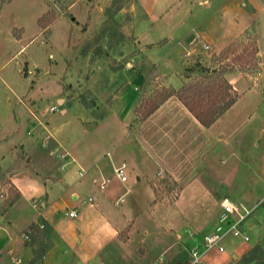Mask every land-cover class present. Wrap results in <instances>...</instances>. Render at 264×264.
<instances>
[{"label":"rangeland","instance_id":"obj_1","mask_svg":"<svg viewBox=\"0 0 264 264\" xmlns=\"http://www.w3.org/2000/svg\"><path fill=\"white\" fill-rule=\"evenodd\" d=\"M219 1L181 2L188 8L187 19L195 28L193 33L203 28L215 38L214 43L193 36L187 40L190 32L184 36L183 30L174 29L176 38L170 42H150L158 46L152 52L147 51L149 45L140 40V35L153 27L159 12H166L158 9L156 0H8L0 6V136H4V130L11 134L13 125L9 120L13 117L18 131L12 136L25 135L29 124L24 119V102L31 105V98L37 100L39 112L54 125L64 106L71 111L69 115L76 116L67 126L69 131L86 128L90 136L99 139L107 132L114 134L108 142L103 140L105 144L96 142L103 147L95 156L100 157L101 163L108 160L105 154L109 149L117 156L127 153L134 157L136 167H126L127 181L120 182L111 166L106 169L104 188L96 186L98 192L112 193L114 210L127 207L132 214L118 231L117 240L101 248L99 264H184L190 247L199 244L202 236L217 224L221 196L246 206L255 205L254 213L264 203V66L258 62L255 36L250 31L218 47L223 28L210 29L213 19L204 20L208 15L216 19L214 10ZM185 13L182 8L176 17ZM260 33L263 37V27ZM195 61L215 69L233 67L231 71L239 72L228 76L238 92L233 109L220 119L216 129L200 125L201 129H196L185 121L187 133L176 147L171 150L160 146L153 153L142 154L135 141V124L143 119L137 109L157 93L178 89L198 78V70L188 72L186 77V69ZM28 62L37 67H27ZM30 84L34 85L31 89ZM56 97L64 102L57 103ZM50 105L55 109L51 110ZM123 127L129 130L119 132ZM12 136L2 140L1 145L12 140ZM49 138L45 134L40 145L51 152L55 147L48 143ZM192 141L196 145L191 146ZM163 166L168 169L157 173ZM0 186L7 190L0 207L2 215L15 196L6 174L0 175ZM89 196L95 198V192L82 190L73 199L67 190L65 197L79 214L72 219V227H82L81 233L93 238V221L86 211L92 209L90 204L94 206L96 200H88ZM36 198L23 205L21 218L10 225L12 232L20 230L19 240H23L19 233L25 230L27 222L38 216L32 206ZM39 217L31 226L44 223ZM47 229L45 224L38 227V253L50 244ZM7 233L0 226V246L7 241ZM249 236L248 241L238 236L226 237L225 250H211L203 261L263 264L261 251H252L255 245L262 249L260 244L240 254L254 242L250 230ZM61 237L62 240L55 237L56 253L65 249L63 243L69 242L71 232ZM71 248L75 251L73 244L68 249ZM232 252L239 257L232 260ZM247 252L254 258L244 263L242 257ZM12 256L0 260V264H35V260H28V255L21 257L19 263Z\"/></svg>","mask_w":264,"mask_h":264},{"label":"crops","instance_id":"obj_2","mask_svg":"<svg viewBox=\"0 0 264 264\" xmlns=\"http://www.w3.org/2000/svg\"><path fill=\"white\" fill-rule=\"evenodd\" d=\"M156 1H158V9L165 10L166 12H159L158 16L154 18L153 27L148 32L145 31L140 35V40L147 42L149 45L147 46V51L152 52L153 49L158 47L152 45L150 42L160 41L163 43L175 39L174 29L183 30L185 32L184 36L190 32L194 39L200 37L213 43L215 42V38L207 33V31H204L203 28H201L200 32L195 31L193 33L195 28L192 27V22H188V8L181 4L182 0H177V2L174 0ZM202 1H204L203 3H208V0ZM182 8L186 13L183 14V17L177 18L176 16ZM214 12L218 16H216V19L208 15L204 21L213 19L210 29L214 26L223 28V34L219 38L221 39V43L218 47L220 48L227 42L233 41L241 33L250 31L255 36L258 62L264 66V36L262 37L260 33L261 28H264V0H220ZM149 23L151 24L152 22ZM25 62L27 63V61ZM31 66L37 67L36 64L28 62L27 67L30 68ZM230 73L239 72L228 71L225 73V78L236 89L235 84L228 77ZM33 86V84H30V89ZM29 100L28 103H31V105L26 106L24 102V109L26 111L24 119L29 124L25 135L22 138L12 136L18 131L17 122L13 121V118H15L13 117L11 118L12 120L8 119L11 123H14H10V125H13V128L9 130L11 134H7L8 130H4V136H0V175L6 174L15 196L7 211L0 218V226L8 232L7 241L0 246V260H7L8 256L13 254V257L20 259L21 257H25L24 255H28V260H35V264H99L101 261V248L117 240L118 231L127 224L132 214L127 207H117L114 210L111 204L114 203L115 205L116 203L111 199L112 193L98 192L96 186L99 189L104 188H100L99 183L106 179L104 177L106 169H111V166L115 168L116 166L125 164L127 177L129 167L131 165L134 168L136 167L133 162L134 157L127 155V153L117 156V152H111L109 149L106 150L105 154L108 160L101 163L100 157L95 156H97L103 147L100 143L97 144L96 142L105 144L114 137V134L107 132L103 134V139H99L95 135L90 136L91 132L86 128L77 127V130L72 128L73 132H71L67 126L76 116L74 114L69 115V112H71L69 108L63 106L60 109L59 121L54 125L52 124L54 121L52 122L47 116L43 117L44 115L39 112V108L36 105L37 100L31 98ZM55 100L57 103H60V101L64 102L63 98L60 97H56ZM233 107L234 104L211 125L205 128L216 129L220 119L227 116ZM44 120H48V124L47 122L45 124ZM185 121L189 122L196 129L200 126L204 127L192 116L175 95L168 97L152 113L135 124V135H137L135 141L139 143L141 153H153L156 149L159 150L158 147L160 146H166V149L169 147L172 150L181 142L180 138L185 135L184 133H187L185 131L186 126L183 123ZM128 130V127H123V130L121 129L119 132H126ZM47 133L50 135L48 143L56 149H63L67 152V155L53 157L50 148L40 145L41 139ZM10 136H12V140L1 145V141H6V138ZM190 145H196L195 141H192ZM160 149L162 150V148ZM63 150L61 153H64ZM137 169L142 173L139 167ZM158 169L156 172L160 173L161 170L168 168L163 166ZM81 170L84 171V174L79 176ZM168 171L170 173L173 172L170 169ZM135 174L137 175L138 173L135 172ZM66 189L70 190V195L73 199H76L78 192L82 190L89 193L95 192V198L89 197L92 200H96V203L94 206L90 204V208L92 209L86 211L93 221L91 230H95V237L90 238L83 235L81 233L82 227H79L80 229H77V225L76 227H72L75 226L72 219L78 217L79 214L77 208L66 200ZM122 196L123 193L118 195L117 199H120ZM33 197H41L47 202V207L43 209L39 218H42L46 227H48L47 236L50 244L41 253H38L35 246L36 240L40 237L38 236L39 231H37L36 225L32 227L33 234L27 240L28 242L19 240L17 234L20 230L12 232L10 226L15 222V219L21 218L20 213L23 205L29 203ZM225 197L228 198L227 196H221V198ZM73 208L77 210V215L75 217L67 216L66 211ZM37 217L30 219L24 227L27 228L36 223ZM247 219V222L245 221L246 223L244 224V231L248 235L250 230L254 242L240 254L245 253L255 244L262 245L264 252V203L255 213L252 212ZM66 232H71V239L69 242L66 243L65 241L63 243V248L65 249L57 250L56 253L55 237L57 236L59 240H62L60 239L62 238L61 235ZM250 239L251 237L249 236L248 240ZM70 244H73L75 251L72 252V248L68 249L71 247ZM240 254L232 252L231 259H236Z\"/></svg>","mask_w":264,"mask_h":264},{"label":"trees","instance_id":"obj_3","mask_svg":"<svg viewBox=\"0 0 264 264\" xmlns=\"http://www.w3.org/2000/svg\"><path fill=\"white\" fill-rule=\"evenodd\" d=\"M7 1L0 0V6ZM254 52L256 53V50ZM232 69L233 67L210 68L201 62L195 61L192 66L186 69V77H189L188 72L198 70L200 72L198 78L183 83L178 89H165L164 92L157 93L154 98L145 100V103L137 109V112H142L144 118L152 113L168 97L175 95L202 126L208 127L238 99L237 90L225 78V73ZM255 250L261 251V260H263L264 252L262 249L258 245H255L252 251ZM252 258L254 256L247 252L243 255L242 261L249 263ZM187 262L188 260L184 264ZM258 264L262 263L259 262Z\"/></svg>","mask_w":264,"mask_h":264},{"label":"built area","instance_id":"obj_4","mask_svg":"<svg viewBox=\"0 0 264 264\" xmlns=\"http://www.w3.org/2000/svg\"><path fill=\"white\" fill-rule=\"evenodd\" d=\"M51 110L55 109L54 106L50 107ZM51 152L54 153L55 156L60 157L63 155H67V152L61 153V151L54 148ZM84 171L81 170L79 172V176H82ZM115 176L121 181H126V172H125V164H121L114 168ZM107 183V179L102 180L99 183L100 188H103ZM7 190L0 186V207L6 199ZM91 200V197L88 198ZM219 205L221 207V212L219 214L218 222L214 226V228L205 233L200 243L193 244L189 249V258L186 264H205L203 261V257L206 253L214 250L216 252H223L225 250V246L223 241L226 237L235 236L241 237L243 240H248L249 237L244 231V224L246 219L252 214L254 210V206H246L243 203H235L231 199L221 198L219 201ZM32 206L36 208L37 215L41 216L43 209L45 208V201L41 197H37L36 200L32 202ZM66 215L69 217H75L77 215V210L75 208L67 210ZM1 216V212H0ZM39 228L44 227L43 222H39ZM33 234L32 227L28 226L25 230L21 231L19 235L23 240H29L31 235ZM11 259L19 263L21 261L20 258L11 257Z\"/></svg>","mask_w":264,"mask_h":264},{"label":"water","instance_id":"obj_5","mask_svg":"<svg viewBox=\"0 0 264 264\" xmlns=\"http://www.w3.org/2000/svg\"><path fill=\"white\" fill-rule=\"evenodd\" d=\"M191 37H192V35H190V36L187 38V40H190V39H191Z\"/></svg>","mask_w":264,"mask_h":264}]
</instances>
